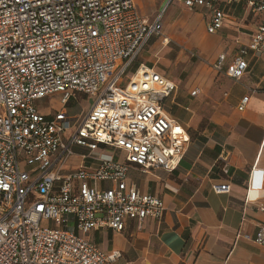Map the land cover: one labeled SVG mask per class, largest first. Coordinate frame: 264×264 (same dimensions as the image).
<instances>
[{
  "label": "built area",
  "instance_id": "built-area-1",
  "mask_svg": "<svg viewBox=\"0 0 264 264\" xmlns=\"http://www.w3.org/2000/svg\"><path fill=\"white\" fill-rule=\"evenodd\" d=\"M173 2L203 8L209 34L239 9L261 17L247 22L250 38L229 64L224 53L209 64L239 81L248 55L264 49V0H167L152 20L134 0H0V264H115L93 231L164 216L159 196L127 182L129 169L171 172L191 138L165 109L173 78L144 64L127 72L152 37L170 42L162 18ZM53 95L56 107L40 105ZM79 95L94 98L88 109L79 99L69 106ZM263 181L264 170H253L247 201L259 199ZM255 241L264 244V225Z\"/></svg>",
  "mask_w": 264,
  "mask_h": 264
},
{
  "label": "crops",
  "instance_id": "crops-1",
  "mask_svg": "<svg viewBox=\"0 0 264 264\" xmlns=\"http://www.w3.org/2000/svg\"><path fill=\"white\" fill-rule=\"evenodd\" d=\"M164 1L134 0L148 20L156 17ZM171 6L197 13L201 29L211 41L197 40L194 31H187L193 32L190 37L182 32L174 39V26L187 25L178 17L164 33L170 42L163 45L157 37L160 46L145 47L144 59L137 66L144 64L167 74L183 51L196 55L193 58L199 61L198 69L192 71L193 76L184 77L192 104L177 101L181 83L176 76L171 77L177 90L165 101L167 112L188 129V149L171 172L142 171L134 166L129 169V184L162 199L166 210L161 220L147 218L140 225L130 221L122 232L99 228L90 238L100 250L118 254L115 264H264V244L255 241L264 225V211L260 209L264 205V181L259 199L247 201L253 170H264V49L256 57L248 55V71L239 81L208 65L222 53L229 64L238 48L249 40L251 24L260 22L261 17H250L239 9L234 21L209 34L203 8L189 10L176 2L168 9ZM147 8H153V13L147 14ZM162 25L164 32L163 18ZM171 42L182 48L173 57ZM204 65L208 70H199ZM177 76L182 77V73ZM194 90L197 93L192 96ZM245 95L249 96L248 103L239 111L237 107ZM220 155L226 159L220 160ZM71 161L76 163L77 158ZM227 183L231 186L229 192L216 193L212 189L214 184Z\"/></svg>",
  "mask_w": 264,
  "mask_h": 264
},
{
  "label": "rangeland",
  "instance_id": "rangeland-1",
  "mask_svg": "<svg viewBox=\"0 0 264 264\" xmlns=\"http://www.w3.org/2000/svg\"><path fill=\"white\" fill-rule=\"evenodd\" d=\"M165 2H162L160 7H159V12H161V10L163 9L164 5H165ZM146 13L147 14H152L153 13V8H150V9H146ZM179 17V20H181V22H185L186 21V24L185 26H181L179 28H176L174 26L173 28V32H172V36L174 37V39L177 38L178 34L179 33H185L183 36L184 37H190L192 35L193 32H187V31H194V34L196 36V39L197 40H201V41H211L209 38H207L204 34V31H202L201 29V22H200V16L196 13H192V12H186V11H183L182 8L180 7H170L167 12L164 14L163 16V22H164V33H167L169 32V29H170V23L173 24L175 19H177ZM173 20V21H172ZM172 21V22H171ZM179 24V23H178ZM179 26V25H178ZM182 43V42H180ZM159 43H158V38L157 37H153L151 38V40L147 43V46L145 49L149 48V47H154V48H157L159 47ZM170 47L172 48V57L174 56L175 52L176 51H179L181 50L182 48L178 45H176L175 43H172L171 42V45ZM144 56H145V51L141 53L139 59L129 68L128 70V76H130L137 64L139 62H141L143 59H144ZM182 57H180L176 63L172 64L169 66L168 70H167V74L170 75V76H176L175 79L177 81H180V95L178 97V102L180 103H183V104H186V105H191L192 104V100H190L189 98V95L187 94V90L184 86V83H185V78H188L189 76H193L194 73H192V71H195L198 69V65H199V61L198 59L196 58H193L190 56V53L186 52V51H183V54L181 55ZM156 59V58H155ZM198 61V62H197ZM209 65V63H208ZM161 67H163L164 69H167L166 67H164L162 64L160 65ZM210 66V65H209ZM203 68H207V66H203L201 69L199 68V70H202ZM194 71V72H195ZM180 73H182V77H179L177 75H179ZM53 100H49L48 98L47 99H44L42 101H40V105L42 106H45L46 104H52V106L56 107L57 106V103L55 101L58 100V96L57 95H53ZM80 100V104L82 106V108L84 109H88L93 101H94V98L93 97H90V96H81L79 95V97L76 99V98H72L69 106L71 107H75L76 106V102L77 100Z\"/></svg>",
  "mask_w": 264,
  "mask_h": 264
}]
</instances>
